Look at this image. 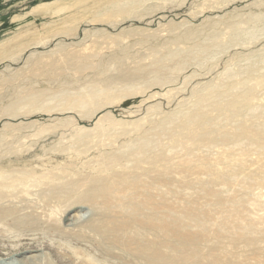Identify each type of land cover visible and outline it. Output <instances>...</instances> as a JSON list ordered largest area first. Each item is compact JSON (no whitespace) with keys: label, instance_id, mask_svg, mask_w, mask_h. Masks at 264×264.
<instances>
[{"label":"bare ground","instance_id":"obj_1","mask_svg":"<svg viewBox=\"0 0 264 264\" xmlns=\"http://www.w3.org/2000/svg\"><path fill=\"white\" fill-rule=\"evenodd\" d=\"M129 4L134 5L119 0L113 8L126 12ZM251 31L248 27L218 29L214 36L195 41L193 46H185L186 42L178 46L177 36V45L165 46L167 53H159L161 58L150 61V68L113 70L112 65L114 77L106 76V68L102 78L77 89L41 88L27 95L16 94L17 100L4 112L50 111L51 103L56 102L65 111L76 110L83 119H91L102 109L152 87H172L164 93L156 91L149 96L152 99L158 94L182 95L188 91L182 85L203 74L198 70L204 72L208 67L209 58L217 54L216 46L237 44V32L249 39ZM34 55L27 56V61L33 62ZM63 55L68 61L80 57L76 52ZM45 64L39 59L30 73L35 74ZM257 65L254 62L241 68L238 82L222 76L217 81L194 84L189 96L179 99L173 110H163L162 103L154 101L145 114L147 124L132 121V130L126 124L115 130L118 119L109 111L93 128H74L81 133L73 136L81 141L63 151L73 153L70 156L76 160L93 150L97 154L93 162L79 166L73 161L49 170L44 166L47 171L42 172L25 164L0 169V223H9L14 230L86 242L121 264H264V213L256 212L261 205L256 204L257 198L264 197V90H260L264 89V74H257ZM191 67L198 70L184 75ZM225 75L226 79L235 78L237 70L228 68ZM183 78L187 83L173 87ZM252 78L256 84L248 82ZM173 101L169 98L166 105ZM88 135L99 137V141L85 140ZM93 144L96 148L90 149ZM238 146L243 150L241 157H237ZM251 151L256 160L247 159ZM43 177L51 182L43 184ZM30 182L36 191L31 190ZM237 184L250 200L238 197ZM74 208H80V213L64 225L60 215ZM247 212L252 216L245 217ZM55 262L50 258V264H59Z\"/></svg>","mask_w":264,"mask_h":264},{"label":"rangeland","instance_id":"obj_2","mask_svg":"<svg viewBox=\"0 0 264 264\" xmlns=\"http://www.w3.org/2000/svg\"><path fill=\"white\" fill-rule=\"evenodd\" d=\"M116 1L119 0H0V169L12 170L13 166L25 164L34 172H42L73 161L79 162V166L82 162H93L97 159L93 150L88 155L81 154L76 160L72 159L73 153L63 151L65 146L81 141L78 136H73L81 133L74 128H93L96 120L109 111L118 119L115 130L122 129L123 124L132 130V121L147 124L145 114L155 102L162 103L163 110H173L180 101L189 96L194 84L202 82V85L222 76L226 81L238 82L242 79L239 70L254 62H258L257 74H264V0H128L134 5L129 4V7L124 8L126 12L113 8ZM111 11L113 12L110 13ZM241 27L250 28V37L253 36L254 39H248L247 35L237 32V44L223 43L221 47L216 46L214 49L217 54L209 58L207 65L210 64L204 68V72L191 67L184 74L190 75L198 70L203 73L201 76L193 79L190 85H182L183 82L187 83L183 78L178 85L173 86H183V89L188 90L185 95L172 93V97H166L158 94L152 99L149 96L156 91L164 93L172 88L152 87L147 93L136 92L137 94L129 95V98H123L124 100L102 109L91 119H83L76 110L65 111L56 102L51 103L50 111H33L28 114L24 110L18 111L16 115L4 112L10 103L17 100L16 94L27 95L32 91H41V88L77 89L102 78L101 74H104L106 68V76L113 77L116 67L117 70L150 68L154 60L161 58L160 55L164 54L162 52L167 53L166 48H163L171 46L178 39L177 36L178 46L185 45V42V46H193L196 42L214 36L218 29ZM185 36L188 39L185 40ZM151 47H157V50L154 51ZM63 52L66 55L68 52H76L80 57L68 61ZM31 54H35L34 60L28 62L27 56ZM41 58L46 64L38 72L31 74L30 69ZM111 66L113 70L110 69ZM211 66L216 68L206 74ZM225 68L237 70V76L226 79ZM248 82L256 84L257 81L252 78ZM30 88L34 90H29ZM169 98L174 101L171 105H166ZM67 119L71 122L68 123ZM150 129L152 128L148 127ZM129 135L134 137L136 134ZM84 139L89 142L99 141V137L93 135L85 136ZM96 144L91 145L90 149H95ZM241 149L238 146L237 157L242 156ZM250 153L252 155L249 154L247 159L256 160L253 151ZM82 170L92 171L84 168ZM40 180L43 184L51 182L48 177ZM29 187L31 190L37 189L32 188V184ZM237 189L240 199L243 197L250 200L244 197L238 184ZM256 204H261L257 214H263L264 197L257 198ZM79 210L80 208H74L61 214L63 224L68 225L72 217L80 213ZM82 211L87 209L83 208ZM251 214L252 212H247L245 217H250ZM247 255L252 257L250 252ZM50 258L59 264H121L118 260L108 259L100 251H95L86 242L77 243L47 233L14 230L9 227V223H0V264H14V261L18 264H50Z\"/></svg>","mask_w":264,"mask_h":264}]
</instances>
